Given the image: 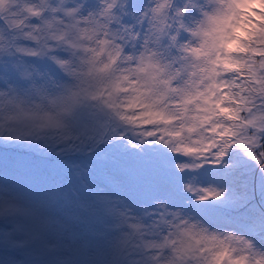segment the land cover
Returning <instances> with one entry per match:
<instances>
[{"label": "snow or ice", "instance_id": "snow-or-ice-1", "mask_svg": "<svg viewBox=\"0 0 264 264\" xmlns=\"http://www.w3.org/2000/svg\"><path fill=\"white\" fill-rule=\"evenodd\" d=\"M0 185L87 264H264V0H0Z\"/></svg>", "mask_w": 264, "mask_h": 264}, {"label": "clouds", "instance_id": "clouds-1", "mask_svg": "<svg viewBox=\"0 0 264 264\" xmlns=\"http://www.w3.org/2000/svg\"><path fill=\"white\" fill-rule=\"evenodd\" d=\"M71 2L65 0V3ZM128 2L118 0L124 7ZM3 219L16 221L32 233L30 264H87L94 258V253L74 252L71 242L62 237L57 222L48 215L46 207L42 203L33 204L23 193L16 192L13 197L0 201V220Z\"/></svg>", "mask_w": 264, "mask_h": 264}, {"label": "rangeland", "instance_id": "rangeland-1", "mask_svg": "<svg viewBox=\"0 0 264 264\" xmlns=\"http://www.w3.org/2000/svg\"><path fill=\"white\" fill-rule=\"evenodd\" d=\"M139 3H142V4H145V5H148L151 3V0H138Z\"/></svg>", "mask_w": 264, "mask_h": 264}]
</instances>
